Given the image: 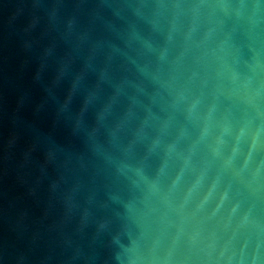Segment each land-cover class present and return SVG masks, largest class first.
Here are the masks:
<instances>
[{"label":"water","instance_id":"water-1","mask_svg":"<svg viewBox=\"0 0 264 264\" xmlns=\"http://www.w3.org/2000/svg\"><path fill=\"white\" fill-rule=\"evenodd\" d=\"M0 264H264V0H0Z\"/></svg>","mask_w":264,"mask_h":264}]
</instances>
